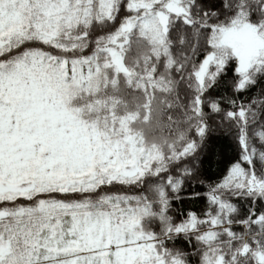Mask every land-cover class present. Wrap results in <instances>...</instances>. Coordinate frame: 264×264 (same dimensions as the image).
Returning a JSON list of instances; mask_svg holds the SVG:
<instances>
[{"label": "snow or ice", "instance_id": "6c2138e0", "mask_svg": "<svg viewBox=\"0 0 264 264\" xmlns=\"http://www.w3.org/2000/svg\"><path fill=\"white\" fill-rule=\"evenodd\" d=\"M0 264H264V0H0Z\"/></svg>", "mask_w": 264, "mask_h": 264}]
</instances>
